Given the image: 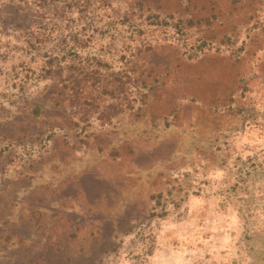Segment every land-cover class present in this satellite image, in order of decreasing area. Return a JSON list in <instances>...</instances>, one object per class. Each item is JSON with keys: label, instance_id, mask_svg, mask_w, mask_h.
<instances>
[{"label": "rangeland", "instance_id": "374dc122", "mask_svg": "<svg viewBox=\"0 0 264 264\" xmlns=\"http://www.w3.org/2000/svg\"><path fill=\"white\" fill-rule=\"evenodd\" d=\"M244 1L243 8H257L264 20V0H254L256 7ZM229 2L0 0V264H264V180L253 188L257 201L244 203L243 194L229 191L236 167L227 169L239 157L264 159V131L255 125L233 131L237 122L228 117L216 119L221 136L214 128L197 127L201 133L191 128L190 142H220L226 165L210 170L204 168L205 159L192 161L184 171L196 172L189 180L195 189L179 195L180 201L167 193L169 184L162 179L178 171L164 161L175 138L160 131L151 135L154 129L147 121H133L130 115V106L143 104L140 94L145 93L150 99L159 97L161 114L171 108L174 112V102L191 110L188 98L178 94L190 69L172 71L169 66L185 55L183 37L194 43L219 27L209 23L213 4L221 19ZM241 6L235 10H243ZM153 44L156 51L149 52ZM240 47V41L216 43L209 54L235 56ZM255 51V57L239 55L246 83L231 97H242L244 91L240 103L259 110L264 104V54ZM47 57L64 58L62 67L75 66L77 98L69 99L67 75L57 80L44 73ZM137 59L165 66L167 72L163 77L148 72L138 76L130 70L131 79L118 75L126 88L122 100L105 96V87L96 83H110L115 72L126 71L127 62ZM213 74L218 77L215 71L201 77ZM86 98L97 101L89 106ZM71 112L78 137L67 140L62 123L45 115L61 118ZM143 135L156 140L151 154L139 161L112 159L120 141ZM27 178L35 179L30 183L38 191ZM158 193L167 206L163 218L164 211L154 210L149 200ZM37 211L42 215L34 216ZM113 234L119 235L118 249Z\"/></svg>", "mask_w": 264, "mask_h": 264}, {"label": "trees", "instance_id": "16d2710c", "mask_svg": "<svg viewBox=\"0 0 264 264\" xmlns=\"http://www.w3.org/2000/svg\"><path fill=\"white\" fill-rule=\"evenodd\" d=\"M242 2L243 0H230V2L226 5V9L221 8L222 10H227V7L230 8L224 13H222L221 11V19L217 14L218 5L213 4V6L211 7V11L209 12L211 14L210 17L213 18L210 19L209 23H212L213 25L219 23V25H217L219 27H214L211 31V34L209 35L202 34L199 38L196 37L197 39L194 41V43H192V41H188V37H186V40L185 37H183L184 41L182 48L185 49L183 53L185 54L184 57L186 56V58L188 59L183 60L184 57L182 58L181 56H179L178 58L177 56V58L172 61L171 66H169V69L172 68V71H175L177 68L181 69L183 66L185 67V70L190 69V76L187 77V81L181 84V89H179L178 91L179 95H184V98H188L187 101L189 103V108L191 109L189 112H187L188 106H186L188 104L181 106L180 104L174 102L172 105L176 104V106H178L176 107L174 112H171V108L169 111L171 113L165 112L161 114L159 97H153L152 99H150L149 93L140 94V96L144 97L141 98L143 99V104L138 107L130 106V115L135 118L133 119V121H137L138 119H144V121H147L148 126L154 129V132L151 135H154L156 133L159 134L160 131L162 134L168 135V138H175L173 140H170V142L172 143V147H170L171 150L166 152L167 155L164 161L167 162L168 165L172 164L175 167L178 166V171L167 172L168 176H166V178H164V176L162 177V179L164 180L163 183L169 184V190L167 191V193H171L172 199L175 198L183 201L182 197H180L179 195H182L184 193L189 194L187 190L191 191L192 189H195L193 188L194 182L192 183V180H189L196 175V172H185L184 170L188 169L189 164L192 161L195 162L196 158L205 159L204 168H209L210 170H216L217 167H221L224 163L226 165V159H223L221 157L222 149L218 144L220 142L214 143L212 139L211 140L213 142L208 141L207 143H203L204 140L198 142L197 139L193 142H190L186 138L191 128H196V133H201L200 131H198L200 128L197 127H201L202 129L214 128L218 131L219 134L220 124L216 123V119L228 117L230 121L234 120V122H237V124H233L235 126L231 127V130L233 131L238 127L241 130L245 129V127L243 128L240 125H255L260 127L261 130L264 131V104L260 106L259 110H256L257 106L249 107L244 103H240L239 98L246 96L244 91L242 93V97H231V93L235 92L238 88L241 87L242 84L246 83L242 78V68L239 65V55H241L242 53H246L248 56L251 55L255 57V49L259 50L261 55L262 53L264 54V20H261V13L259 12V10H257V8L255 10H248L246 9L248 6L246 8H243L241 6L242 4L245 7L246 1H244L243 3ZM254 2V0H251L249 2V6H255ZM237 5H240L243 10L239 8L235 10V6ZM194 8H199V5L197 4V6ZM221 13L219 12V14ZM230 18H232V20L234 21L233 24L229 23ZM204 19L205 18H203V16H199L198 18L201 23H205ZM241 34H243L244 37L240 40V38L238 37ZM192 37L193 36L190 37L191 40L195 39ZM227 41H229V43H237L238 41H240L241 47L239 48V51H241V53L235 56L226 55V57H222L219 54H209V51H211L210 49H212L216 43L227 44ZM155 51L156 49L153 44V46L150 47L149 52ZM191 51L197 53L196 55L198 59H196L197 57L193 58L191 56ZM62 59L58 60L56 58L47 57V59H45V66L46 68L48 67V69L44 68L43 71L47 75L53 76V74H55V79L57 80L67 75L69 77V83L72 85L70 88L71 93L69 99L77 98L78 75L74 72L75 66L73 64H68L66 67H62L60 62V60ZM260 64L264 65V57L261 58ZM126 66H128L126 71L120 68L117 72H115L114 75H112L113 77L111 78L110 83H103L100 81L96 83L105 87V96L107 95L112 99L118 98V100H122V93L125 92L126 88H124V86H122L123 84L120 83L118 75L124 76L125 74L126 78L131 79L130 75L127 73L128 71L132 70L133 73H137L138 76H142L144 75V73L148 72V74L150 75L155 74L156 76V74H158L159 76L163 77V73L167 72L168 69L164 68L165 66L162 65H143L141 64L140 59L134 60V62H132L131 60V62H127ZM205 71L207 75H209L211 71H215L218 77H213L215 76V74L209 77L206 75L205 79L207 77L208 79L205 80L203 78L205 76ZM194 74H196L197 76ZM212 77L216 78L217 81ZM211 79L215 82L210 83L209 81H211ZM113 80L114 83L113 85H111ZM208 85L210 86V88H207ZM53 87L56 88L57 85ZM62 88L65 89L66 87ZM244 89L248 93L249 88L244 87ZM50 90H52L53 92L51 91L49 92V94H52L51 96L53 97L55 95L54 90ZM177 90L178 88L176 89V91ZM57 93L60 94L62 92H59L58 90ZM105 96H103L102 98H104ZM85 101L86 103H89V106H92V103L96 102L97 100L96 98H86ZM70 114L73 113H62L60 115L61 118L56 115H45L48 121H53L54 123H56L55 121H58L59 123H62L61 125L67 129V140H72L78 137V135L73 132L74 127L71 125V123H76L72 120L75 115L73 114L70 116ZM67 116H70V118H68ZM68 120L70 122L66 123V121ZM169 129H171V131H168ZM227 132L228 134L231 133L229 129H227ZM143 137L140 136L135 137L134 139H124L120 142L118 141L119 144L116 148L117 150H119V152L117 153V155L114 152L113 154L115 156L112 159H121V162H123L126 159L132 158L134 161H139V156L151 154V151L154 149L152 147L155 145L156 140L151 139L150 137H144L145 140H143ZM184 139L186 140L183 141ZM235 167L236 170L233 172L234 174L231 179L232 184H230L231 186L229 188V191L231 193L238 192L243 194L245 197L240 199H244L245 201L241 200L244 203L256 202L257 198L253 195V188L256 187L255 183H257L258 180H264L263 156L261 160L260 157H255L254 162H251V160L249 159L243 160L241 157H239L236 159V162H234L233 166L228 167L227 169L233 171ZM27 181L30 186L34 187L36 191L39 190V188H36V186H34L35 179L27 178ZM30 182L34 183L32 184ZM153 184L157 185L156 182H154ZM158 184H161V180ZM166 188L168 187H165V189ZM60 190L61 189L50 191L58 192ZM197 195H199L198 192ZM149 200L154 203V210L160 209L164 211L163 214L159 217H165L167 212L165 210L167 206L162 201L161 193L149 196ZM107 211L103 213L106 215H110ZM151 213L156 215V211ZM33 215L38 217V215L42 214L37 211ZM128 233L129 232L127 231L124 233V235ZM118 236L119 235L116 236V234H113V239H115L117 242ZM119 241H121V239H119ZM119 244L120 242L115 245L114 249H118Z\"/></svg>", "mask_w": 264, "mask_h": 264}, {"label": "clouds", "instance_id": "9594fccd", "mask_svg": "<svg viewBox=\"0 0 264 264\" xmlns=\"http://www.w3.org/2000/svg\"><path fill=\"white\" fill-rule=\"evenodd\" d=\"M35 60H34V58H33V62H34Z\"/></svg>", "mask_w": 264, "mask_h": 264}]
</instances>
